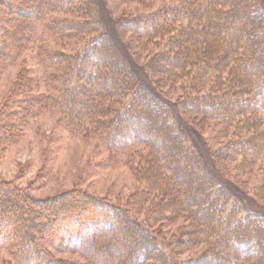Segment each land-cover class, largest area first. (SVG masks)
<instances>
[{
    "label": "trees",
    "instance_id": "trees-1",
    "mask_svg": "<svg viewBox=\"0 0 264 264\" xmlns=\"http://www.w3.org/2000/svg\"><path fill=\"white\" fill-rule=\"evenodd\" d=\"M36 4L31 20L73 14L74 20L52 18L49 29L58 39L84 42L69 52L39 49L43 82L55 91L44 93L41 107L58 108L70 130L98 133L111 149L145 147L148 180L156 174L166 185L149 227L126 208L76 190L39 199L0 183V250L9 252L8 264H73L50 248L74 252L82 264H264V207L241 198L217 167L232 153L264 147V0H166L156 10L119 18L115 32L95 8L98 0ZM31 10L19 15L27 18ZM126 32L135 38L131 45L121 40ZM13 41L0 31V59L10 56ZM128 45L150 47L143 66L153 86ZM164 88L183 91L176 102L182 115L222 133L226 141L210 158L192 143ZM6 123L0 138L12 128ZM258 170L262 189L264 164ZM181 215L187 226L166 244L152 225ZM200 245L198 254L179 257Z\"/></svg>",
    "mask_w": 264,
    "mask_h": 264
},
{
    "label": "rangeland",
    "instance_id": "rangeland-1",
    "mask_svg": "<svg viewBox=\"0 0 264 264\" xmlns=\"http://www.w3.org/2000/svg\"><path fill=\"white\" fill-rule=\"evenodd\" d=\"M164 1L166 0H98L95 8L107 19V24L113 25L115 32L114 24L119 18L156 10ZM36 3L39 0H0V14L3 17L0 31H7L14 37L10 56L0 59V124L7 122L6 125L12 127H7L8 134L0 138V183L23 189L30 196L39 199L76 190L124 207L137 221L150 227L153 214L150 211H155L156 203L161 201H158L160 188L166 183L156 174L148 180L150 174L144 159L145 147L111 149L98 133L70 130L63 122L58 108L44 104L41 107L44 93L55 91L51 89L50 83L43 82L46 69L38 64L39 49L44 47L69 52L81 47L84 42L61 37L58 39L49 29L52 18L74 20L76 17L73 14L50 12L43 14L41 21L31 20V16L40 8ZM21 8L32 9L30 16H20ZM122 38L123 43L127 41L131 45L134 36L126 32ZM129 45L131 52L126 46L124 48L131 60L146 74V83L153 86L150 73L143 66L150 47L140 49L137 45ZM133 48L137 50L135 53ZM167 90L168 88L161 89L162 96L175 107L178 119L184 120L188 125L192 143L210 158V151L223 147V142L226 141L222 133L213 130V125L208 122L202 124L200 119L182 115L176 102L183 91L173 89L167 93ZM11 92H14L15 101L10 98ZM18 102L20 109L12 111L14 104ZM8 110L11 111L7 112ZM231 156L230 160L217 161L218 169L238 188L241 198L247 199L252 206L264 207V187L260 189L261 174L258 170L264 164V147L256 153L245 151L232 153ZM240 162L245 163V168H238ZM185 218L181 215L168 223L155 222L152 228L168 244L179 229L187 226ZM203 248L204 245L194 246L184 250L179 257L189 258ZM49 251L54 257L69 263L84 262L74 252H57L51 248ZM9 262V252L6 249L0 250V264Z\"/></svg>",
    "mask_w": 264,
    "mask_h": 264
}]
</instances>
